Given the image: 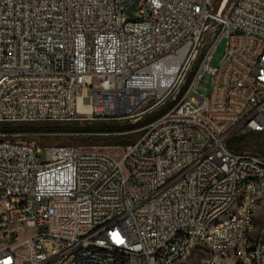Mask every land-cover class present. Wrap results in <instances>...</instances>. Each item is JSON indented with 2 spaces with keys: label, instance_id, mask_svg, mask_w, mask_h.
Wrapping results in <instances>:
<instances>
[{
  "label": "built area",
  "instance_id": "2783aa9c",
  "mask_svg": "<svg viewBox=\"0 0 264 264\" xmlns=\"http://www.w3.org/2000/svg\"><path fill=\"white\" fill-rule=\"evenodd\" d=\"M134 1L0 0V124L128 119L197 64L120 157L0 131V264H264V157L230 148L264 132V0Z\"/></svg>",
  "mask_w": 264,
  "mask_h": 264
},
{
  "label": "rangeland",
  "instance_id": "374dc122",
  "mask_svg": "<svg viewBox=\"0 0 264 264\" xmlns=\"http://www.w3.org/2000/svg\"><path fill=\"white\" fill-rule=\"evenodd\" d=\"M222 0H220L221 2ZM234 0H228L226 6L230 5ZM225 6V8H226ZM226 46V40L224 39L217 47L216 52L214 53V56L211 60L210 66L211 67H217L223 54L225 51ZM197 64H195V67ZM193 71V70H192ZM191 71V72H192ZM189 72L187 75V79H189L192 75V73ZM211 87V75L210 73H205L203 76L202 81L200 82L197 91L191 93V97H196L198 94L202 95H208L210 92ZM176 99H174L172 96H169L164 102L159 104L158 106L154 108H150L152 105V102L142 106L141 108L137 109L135 112H133V116H131L128 119L123 120H98V121H90V122H134L139 119L146 118L152 114H155L156 112L160 111L163 107H166L170 105L171 103L175 102ZM84 122V121H80ZM144 133V131H143ZM142 130H138L135 133H131L133 135L140 134L136 141L143 135ZM78 135L72 134V133H58V132H52L47 133L43 135L39 134H20L17 136H13V139L16 140H25L28 142H33L36 145L40 147H50V146H77L84 150H91V149H97V150H103L108 153H110L113 156L120 157L122 156L124 152V147L119 146H113V145H104V143L97 142V143H89L90 140H86L88 138L85 135H79V139L81 142L77 143L75 142V138ZM95 136V135H94ZM100 136V135H99ZM99 136L91 137V138H102ZM105 137V136H104ZM83 138V139H82ZM237 140L235 141V146L239 149V151H246L254 154L261 155L264 157V132L262 133H240L235 137ZM85 139V140H84ZM40 157H45V150L42 149ZM262 213H264V210H262ZM230 215V213L227 214V217ZM259 229V224L257 225V230ZM7 240L0 234V247L7 245ZM188 264H198L197 258H192L189 260Z\"/></svg>",
  "mask_w": 264,
  "mask_h": 264
},
{
  "label": "trees",
  "instance_id": "16d2710c",
  "mask_svg": "<svg viewBox=\"0 0 264 264\" xmlns=\"http://www.w3.org/2000/svg\"><path fill=\"white\" fill-rule=\"evenodd\" d=\"M191 72L192 75L185 86L182 88V91L177 96L175 102L170 105L163 107L160 111L152 114L146 118L136 120L134 122H90V121H71L66 123H16V124H0V131L6 134H47L52 132L58 133H72L78 135L75 138V142L79 143L81 140L79 139V135H89L86 140H90L89 143H97L101 142L104 145H113L126 148L130 144L136 141L137 137L140 134H131L135 133L138 130L144 131V128L152 123L153 121L159 119L165 113H167L172 107L175 105L176 101L182 96L185 91L187 85L189 84L194 70ZM99 136L102 138H91L95 136ZM105 136V137H104ZM83 139V138H82ZM85 140V139H84ZM237 139L234 138L230 143V148L233 151H239V149L235 146V141Z\"/></svg>",
  "mask_w": 264,
  "mask_h": 264
},
{
  "label": "water",
  "instance_id": "95a60500",
  "mask_svg": "<svg viewBox=\"0 0 264 264\" xmlns=\"http://www.w3.org/2000/svg\"><path fill=\"white\" fill-rule=\"evenodd\" d=\"M139 0H135L133 5L128 9L127 11V15L130 17V18H135L133 16V10L134 8L137 6ZM228 0H222L221 1V4H220V7H219V10H218V14H221L223 9L225 8L226 4H227Z\"/></svg>",
  "mask_w": 264,
  "mask_h": 264
}]
</instances>
